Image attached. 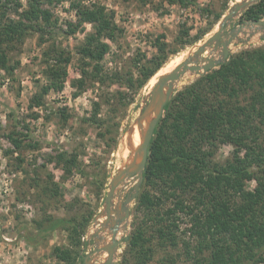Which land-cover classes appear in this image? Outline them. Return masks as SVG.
<instances>
[{
  "label": "trees",
  "instance_id": "16d2710c",
  "mask_svg": "<svg viewBox=\"0 0 264 264\" xmlns=\"http://www.w3.org/2000/svg\"><path fill=\"white\" fill-rule=\"evenodd\" d=\"M50 1L51 0H46ZM147 1V0H141ZM169 4L187 7L195 0H166ZM45 0H0V69L13 75L21 61L14 51L20 50L28 35L37 33L40 44L50 36L48 30L56 21L52 11L45 7ZM77 9V21H69L74 33L83 24L90 23L92 32L86 35L78 47L81 55V76L73 83L81 92L94 84L104 85L123 81L129 90L144 84L163 66L169 56L167 44L156 41L157 54L148 57L140 54L135 59L138 77L133 74L122 77L119 71L104 70L103 59L110 51L109 41L122 32L115 22V12H108L104 5H83L73 0ZM206 11L210 12L208 9ZM10 13L17 15L12 17ZM223 13L215 15V21L206 29L188 38L189 29L181 31L177 43L181 46L201 39L217 23ZM264 17V0H258L243 12L244 19ZM178 51V49L174 50ZM46 84L30 99V109L44 104V96L52 89L61 90L68 75L67 65L71 55L55 43L42 54ZM127 92H120L121 98ZM78 93V92H77ZM244 96V101L241 97ZM100 104L94 103L91 116L84 120L100 124ZM38 119L39 113L30 114ZM264 126V46L244 49L230 54L228 60L208 70L179 91L167 103L150 144L144 180L136 198L137 208L145 211L146 219L155 220L156 232L164 241L177 244V237L169 222L179 210L190 216L192 240L184 241L188 259L193 264H264V142L261 132ZM27 128L18 120L7 137L12 148L6 153L21 151L23 133L17 128ZM4 128L0 120V131ZM23 134V135H22ZM231 144L232 156L224 162L215 160L218 144ZM29 145V144H28ZM78 152L61 151L50 161L64 171L67 178L75 173L83 176L88 172ZM23 162L22 158H19ZM50 179L52 174L49 173ZM255 181L253 188L248 182ZM104 182L100 184L103 187ZM161 185V195H153L147 187ZM50 195L60 194V184L53 181L43 189ZM174 199V206L162 212L157 207L163 199ZM157 208V210H156ZM93 212L88 216H56L44 213L28 224L23 234L30 245L47 240L57 230L68 232L69 244L52 247L51 256L57 264H78L85 243ZM147 224V222H146ZM134 225L127 239L137 264L149 262L152 248L147 247L145 227ZM193 252V253H192Z\"/></svg>",
  "mask_w": 264,
  "mask_h": 264
},
{
  "label": "rangeland",
  "instance_id": "374dc122",
  "mask_svg": "<svg viewBox=\"0 0 264 264\" xmlns=\"http://www.w3.org/2000/svg\"><path fill=\"white\" fill-rule=\"evenodd\" d=\"M21 1L26 7L27 0ZM51 1L45 0V7L52 11L56 20L52 29L48 30L50 34H46V37L50 36L49 40L40 44L37 33L28 35L18 53L13 52L21 61L13 75L0 69V120L4 126L0 131V264H57L51 256L52 247L69 244L68 232L57 230L47 240L33 246L23 237V234H27L28 224L31 226L32 220L40 218L44 213L69 218L74 215L86 217L93 212L83 237L85 243L78 262L83 264L84 255L95 248L94 237L90 238V235L96 231L93 227L95 228V220L102 211L110 179L131 155L132 151L126 143L127 136L149 101L151 88L159 75L165 73L177 58L183 56L182 62L218 29L230 6L243 0H195V4L187 7L171 5L166 0H75L83 5H104L109 13L115 12V22L122 32L114 41H109L110 51L102 61L105 71L117 70L122 77H127L130 73L134 78L138 77L136 57L140 54L148 57L157 54L156 40L162 35L164 37L161 41L167 44L169 50L163 66L138 89L128 91L125 83L118 80L104 85L94 84L81 92L73 83L81 76L82 60L78 47L83 44L86 35L92 32V25L83 24L76 32L71 33L68 22L78 20L77 9L72 7L73 0ZM221 13L223 15L220 20L201 39L185 46L177 43L182 30L188 28V38H192L214 22L216 14ZM10 15L17 17L14 13ZM246 20L248 19L243 18L242 12L228 27L229 30L243 26L246 31L238 34V40L230 46V54L264 46V37L260 33L252 34L251 29L244 24ZM52 43L70 53L68 75L61 90L52 89L44 96L43 105L30 109L31 97L41 85L48 82L43 73L42 54ZM175 49L178 51H174ZM197 78L199 75L190 72L182 76L172 98ZM121 91H128L126 99L121 98ZM241 99L244 101V96ZM95 102L100 104L99 125L84 120L91 116ZM33 112L40 114L38 119L30 115ZM18 120L27 126L17 128L24 134V145L21 151L6 153L7 149L12 148L7 134L15 128ZM136 130L137 125L133 133ZM261 141L264 142V126ZM74 150L79 153L84 168L97 174L98 181L94 176L79 173L65 178L63 169L55 160L50 161L52 155ZM232 152L231 144L219 143L215 160L224 162L232 156ZM49 173L52 174L51 179ZM53 181L60 184V194L46 195L43 189ZM102 181L103 187L100 185ZM133 184V180H130L123 193L131 191ZM255 184V181L248 182V188H253ZM160 188L161 185L157 184L147 187V190L160 196ZM174 204L172 198L163 199L162 205L157 208L164 212ZM98 220L103 221L102 218ZM169 222L176 224L170 227L177 237L176 245L169 240L163 242L156 232L155 220H147L145 211L137 208L135 200L131 204L127 229L121 230L118 235L122 243L116 264H137L126 236L129 237L134 225L138 224L145 227L144 236L149 239L147 247L152 248L149 260L151 264H193V260L188 259L184 244L187 240H192V245L195 244V239L190 235V216L179 210ZM106 256L104 254L95 264H100Z\"/></svg>",
  "mask_w": 264,
  "mask_h": 264
},
{
  "label": "water",
  "instance_id": "95a60500",
  "mask_svg": "<svg viewBox=\"0 0 264 264\" xmlns=\"http://www.w3.org/2000/svg\"><path fill=\"white\" fill-rule=\"evenodd\" d=\"M257 1L243 0L230 6L213 34L170 72L159 75L151 88L148 103L144 106L127 136L126 143L132 151L131 155L110 179L102 211L95 220L103 219L100 222L101 228L90 235V238L94 237L95 248L84 255L83 264H95L105 253L107 256L100 264H116L122 243V239L118 238V235L121 230L127 229L131 217V204L136 200L144 180L151 141L157 125L164 115L165 107L175 92L177 83L188 72L202 76L208 70L228 60L231 53L230 46L235 40H238L239 33L246 32L243 26H236L229 30L228 27L234 18L241 15ZM244 24L248 29H251L252 34L260 33V36L264 37V18L248 19ZM135 125H137L140 135L138 145L133 144ZM130 180H133L134 183L131 191L123 193L124 187L128 186ZM101 231H106L109 239L101 235ZM127 238L128 236H126Z\"/></svg>",
  "mask_w": 264,
  "mask_h": 264
},
{
  "label": "bare ground",
  "instance_id": "6f19581e",
  "mask_svg": "<svg viewBox=\"0 0 264 264\" xmlns=\"http://www.w3.org/2000/svg\"><path fill=\"white\" fill-rule=\"evenodd\" d=\"M181 59H183V56L177 58L176 61H175V63H173L172 65H170L169 68H168L167 70H165L164 72H165V73L170 72V70H172L177 64L180 63ZM175 64H176V65H175ZM174 65H175V66H174ZM162 74H164V73H162ZM135 126H136V125H135ZM131 127H132V126H131ZM130 129H131V128H130ZM139 142H140V135H139V133H138V130H136L135 133L133 134V144H134V145H138ZM129 150H130V149H129ZM100 222H102V221L97 220V221L95 222V223H96L95 228L93 227V229H95V230L100 229V228H101V224H100ZM103 232H105V233H103ZM100 234L103 235V236H106V238L109 239V236L107 235V232H106V231H101ZM105 255H106V253H105Z\"/></svg>",
  "mask_w": 264,
  "mask_h": 264
}]
</instances>
